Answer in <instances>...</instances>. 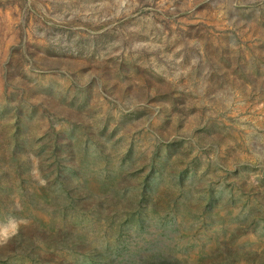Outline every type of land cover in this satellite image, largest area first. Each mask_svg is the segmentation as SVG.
Returning a JSON list of instances; mask_svg holds the SVG:
<instances>
[{
	"label": "rangeland",
	"instance_id": "374dc122",
	"mask_svg": "<svg viewBox=\"0 0 264 264\" xmlns=\"http://www.w3.org/2000/svg\"><path fill=\"white\" fill-rule=\"evenodd\" d=\"M0 264H264V0H0Z\"/></svg>",
	"mask_w": 264,
	"mask_h": 264
},
{
	"label": "clouds",
	"instance_id": "9594fccd",
	"mask_svg": "<svg viewBox=\"0 0 264 264\" xmlns=\"http://www.w3.org/2000/svg\"><path fill=\"white\" fill-rule=\"evenodd\" d=\"M0 242H6V241H0Z\"/></svg>",
	"mask_w": 264,
	"mask_h": 264
}]
</instances>
